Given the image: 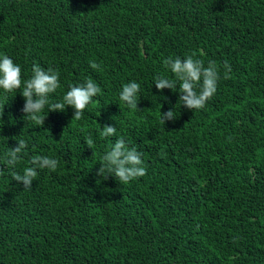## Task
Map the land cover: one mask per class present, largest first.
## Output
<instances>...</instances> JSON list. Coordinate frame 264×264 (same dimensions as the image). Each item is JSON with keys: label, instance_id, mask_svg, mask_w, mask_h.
<instances>
[{"label": "trees", "instance_id": "obj_1", "mask_svg": "<svg viewBox=\"0 0 264 264\" xmlns=\"http://www.w3.org/2000/svg\"><path fill=\"white\" fill-rule=\"evenodd\" d=\"M0 54L22 80L34 64L58 71L50 103L89 78L101 89L79 120L46 106L43 126L25 118L20 90L0 89V264H264V0H0ZM188 55L219 69L201 110L182 106L179 82L154 83L174 79L164 59ZM131 81L137 109L119 99ZM119 137L146 168L128 184L97 176ZM34 155L58 167L25 189L11 173Z\"/></svg>", "mask_w": 264, "mask_h": 264}, {"label": "clouds", "instance_id": "obj_2", "mask_svg": "<svg viewBox=\"0 0 264 264\" xmlns=\"http://www.w3.org/2000/svg\"><path fill=\"white\" fill-rule=\"evenodd\" d=\"M90 66L94 70H102L101 66L94 61H90ZM164 67L174 74V79L157 75L154 83L161 92L165 89L177 91L179 82V102L183 107L190 110H201L205 107L217 90L219 69L214 61H209L205 66L204 61L195 59L193 55L186 58L179 56L168 57L163 60ZM223 67L226 69L225 78L231 72L230 64L225 61ZM22 69L6 54H0V89L4 92L20 90L25 99L22 112L28 122L43 126L45 116L41 113L45 107L49 112H64L68 106L74 110L72 120H79L83 117L85 108L92 102L100 92V87L92 80L87 79L79 85H71L63 96L62 100L50 103L49 94L55 93L60 87L59 72L48 68L45 70L39 64L32 66V75L27 80H22ZM140 91V84L131 81L123 85L119 94L120 101L127 104L130 109H137V94ZM161 119L175 121L177 118L174 110L161 112ZM117 128L104 125L100 135L104 138L116 136ZM87 146L93 149L94 142L91 138H86ZM27 143L25 140H18V146L9 148L4 154V160L9 168H13L25 153ZM142 154L134 147L127 146L123 137H119L109 150L101 158V167L97 171V176L107 179L109 175L114 176L119 183L128 184L130 181L146 175V168L143 166ZM31 166L26 167L23 174L12 171V179L24 185L25 189H31L34 179L38 175V169H49L55 171L58 161L48 156L34 155L30 161Z\"/></svg>", "mask_w": 264, "mask_h": 264}]
</instances>
